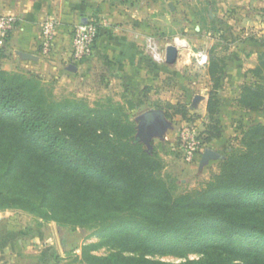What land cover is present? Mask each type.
Returning <instances> with one entry per match:
<instances>
[{
  "label": "trees",
  "instance_id": "trees-1",
  "mask_svg": "<svg viewBox=\"0 0 264 264\" xmlns=\"http://www.w3.org/2000/svg\"><path fill=\"white\" fill-rule=\"evenodd\" d=\"M261 46L250 70L260 80L243 84L238 98L247 112L264 110V39ZM224 67L212 52L206 139L221 134ZM125 103L56 99L38 74L0 65V210H24L59 227H95L101 241L81 246L87 264H264V124L248 126L243 148L231 149L202 187L174 195L157 173L161 159L125 111L142 102ZM166 107L188 114L185 105ZM102 244L114 250L92 253ZM176 252L199 257L153 256Z\"/></svg>",
  "mask_w": 264,
  "mask_h": 264
},
{
  "label": "rangeland",
  "instance_id": "rangeland-1",
  "mask_svg": "<svg viewBox=\"0 0 264 264\" xmlns=\"http://www.w3.org/2000/svg\"><path fill=\"white\" fill-rule=\"evenodd\" d=\"M243 5V0H196L181 6L176 13H171L166 5L157 9L149 6L148 16L138 22L140 33L136 39L143 40V50L151 63L172 69L173 73L162 74L157 82L147 86L148 99L141 106L125 111L131 115L136 128L139 123L137 116L141 111L156 108L164 112L168 128L162 134L152 135L148 142L141 141L149 152L161 159L163 167L157 173L168 183L174 195L202 187L219 171L221 161L231 149L243 148L241 137L248 126L253 122L264 124V110L247 112L242 109L238 103L239 91L234 104L245 114L228 119L218 113L221 134L217 138L206 139L205 131L210 120L207 111L203 113L199 108L202 100L195 108L190 107L196 94L205 95L208 99L212 85L208 65L200 66L196 61L195 54L199 51H206L209 57L213 52L216 57L225 60L224 77L219 89L220 105L227 91L223 83L228 72H232V79L237 82L241 80L240 90L243 84L260 80L250 70L256 66L258 52L263 49L261 40L264 39V22L254 21V17L248 15V12L254 11L253 6L246 10ZM142 34L143 37H140ZM146 37L154 39L162 48L172 44L176 37L183 38L189 44V49L180 51L177 61L172 65L166 64V61L157 63L145 49ZM239 48L241 52L237 50ZM92 54L79 66L88 60L89 64L82 65L76 72L62 69L60 73L38 75L46 87L52 89L56 99L83 100L90 107H106L109 102H124L127 108L125 102L128 99L120 94L116 82L107 77L96 59L94 63ZM186 58L188 64L181 66L180 62ZM234 66L238 68L237 74L230 70ZM168 103L185 105L187 116L174 114L172 109H167ZM166 110L171 117L166 116ZM184 124H195L204 141V148L216 149L224 158L210 160L202 166L200 154L194 163H186L177 139V133ZM96 230L95 227H59L56 222L45 221L20 209L0 210V259L7 264H87L80 259L81 246L101 241ZM113 250L110 244H102L92 253L105 255ZM153 256L167 261L199 257L195 253L180 256L178 252Z\"/></svg>",
  "mask_w": 264,
  "mask_h": 264
},
{
  "label": "crops",
  "instance_id": "crops-1",
  "mask_svg": "<svg viewBox=\"0 0 264 264\" xmlns=\"http://www.w3.org/2000/svg\"><path fill=\"white\" fill-rule=\"evenodd\" d=\"M193 1L196 0H0V16L16 17L15 27L5 42V57L0 58V65L6 70L22 69L40 76L50 72L60 73L62 69L66 71L71 63L70 44L74 24L84 19L93 20L99 28L92 54L94 63L96 59L102 65L107 77L116 82L121 95L139 104L148 99L147 86L157 82L162 74L173 73L172 69L152 65L143 50V40L136 39L140 33L139 20L148 16L149 6L155 9L166 5L171 13H176L178 8L192 4ZM243 1L246 10L249 6L254 7V11L248 12V15L253 16L254 21L263 23L264 0ZM170 4L173 9H170ZM49 17L56 20L57 30L51 58L45 59L40 55V25ZM237 50L241 52L240 48ZM18 51L30 53L38 59L24 60L17 54ZM86 64H89V60L82 65ZM180 64L187 65L188 58ZM237 69L234 66L230 70L237 74ZM231 74V71L227 73L223 83V88L227 91L219 113L221 117L228 119L245 114L234 104L241 80L237 82L231 78ZM198 95L203 97L199 108L205 113L207 97ZM2 260L0 259V264H7Z\"/></svg>",
  "mask_w": 264,
  "mask_h": 264
},
{
  "label": "built area",
  "instance_id": "built-area-1",
  "mask_svg": "<svg viewBox=\"0 0 264 264\" xmlns=\"http://www.w3.org/2000/svg\"><path fill=\"white\" fill-rule=\"evenodd\" d=\"M16 24L14 15L0 16V47L5 42ZM41 43L40 55L45 59H50L52 55L53 44L56 37L57 22L54 18H46L40 25ZM98 24L93 20L79 21L73 26L71 39V63L79 66L87 57L93 53L94 44L98 35ZM179 53L182 50L189 49V44L183 38L176 37L172 42ZM162 48L154 39L145 38V49L157 63L165 61V49ZM196 61L200 66H206L209 63V56L206 51H199L195 54ZM70 63V64H71ZM179 147L182 152L183 160L192 164L205 149L200 138V132L195 124H184L177 133Z\"/></svg>",
  "mask_w": 264,
  "mask_h": 264
},
{
  "label": "water",
  "instance_id": "water-1",
  "mask_svg": "<svg viewBox=\"0 0 264 264\" xmlns=\"http://www.w3.org/2000/svg\"><path fill=\"white\" fill-rule=\"evenodd\" d=\"M170 9H173L172 5H169ZM83 21H86L85 19ZM17 54L22 57L24 60H37L38 57L30 53L23 51H18ZM179 56V50L174 44H168L165 49V61L166 64H174ZM66 69L70 72H76L78 66L75 64H69ZM201 95H194L190 107L193 109L196 107L198 102L202 100ZM138 120V133L137 136L140 140L148 142L152 135L162 134L169 126L168 121L165 117V114L160 109H148L143 111L137 116ZM224 156L219 153L216 149L205 148L201 153L200 164L207 163L210 160L223 159Z\"/></svg>",
  "mask_w": 264,
  "mask_h": 264
}]
</instances>
